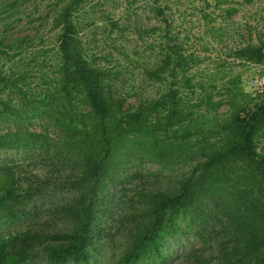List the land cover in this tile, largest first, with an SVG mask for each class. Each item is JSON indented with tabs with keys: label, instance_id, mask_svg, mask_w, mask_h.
Here are the masks:
<instances>
[{
	"label": "trees",
	"instance_id": "trees-1",
	"mask_svg": "<svg viewBox=\"0 0 264 264\" xmlns=\"http://www.w3.org/2000/svg\"><path fill=\"white\" fill-rule=\"evenodd\" d=\"M92 1L51 2L50 18L59 31L54 88L39 97L31 95L8 83L0 68V118L40 117L49 125L41 132L0 128V149L24 147L39 157H50L60 175L75 170L68 175L72 179L64 182L24 186L14 166H0V226L37 213L27 207L47 189L74 195L54 206L59 217L51 229L33 224L16 235L0 233V264H89L99 236L103 190L131 168L125 180L140 179L139 198L118 224H128L131 233L128 248L115 264L166 262L170 242L187 237L194 228L197 235L205 236L209 225L220 223L228 233L221 264H264V152L259 149L264 139V100L246 101L243 91L232 89L231 112L225 118L213 116L223 105L222 100H214L216 87H207L191 74L200 57L189 53L180 40L170 2L152 0L155 25L148 31L153 44L150 53L144 51L139 69L150 87L162 82L164 90L147 92L131 102L141 87H134L133 96L119 90L109 56L98 57L86 45L82 32ZM14 4L6 2V6ZM146 54L154 55L148 59ZM238 55L264 63V37ZM10 87L17 88L20 106L13 104ZM50 130H56L54 136ZM147 163L161 170L182 163L191 168L178 186L153 189L151 175L143 174ZM59 225L64 229H54Z\"/></svg>",
	"mask_w": 264,
	"mask_h": 264
},
{
	"label": "rangeland",
	"instance_id": "rangeland-1",
	"mask_svg": "<svg viewBox=\"0 0 264 264\" xmlns=\"http://www.w3.org/2000/svg\"><path fill=\"white\" fill-rule=\"evenodd\" d=\"M8 1L15 4L6 6ZM168 1L170 17L179 32L180 40L189 53L200 57L191 74L207 87L215 86L214 100H222L223 105L213 116L220 114L225 118L231 112L232 89L243 91L246 101L264 100V89L257 83L264 80V63L243 59L238 55L249 43H258L260 36L264 37V0ZM51 2L52 0H0L2 74L8 83L18 84L25 92L38 97L49 88H54L59 72V31L50 18ZM151 3L152 0H93L85 12L82 34L86 45L98 57L109 56L108 66L117 72L118 89L130 92V96H133L134 87L145 90L141 91L140 88L135 93L137 96L130 97L131 102L140 99L147 92L162 93L164 90L165 84L162 82L150 87L139 69L144 63V51L147 49L150 53L149 46L153 44V37L148 31V28L155 25ZM153 55L146 54L148 59H152ZM15 90V87L8 89L12 92L13 104L20 106L22 102L17 98L19 95ZM0 121V128L4 132L18 129L41 132L49 126L48 120L40 117L21 121L2 117ZM49 133L54 136L56 130H50ZM259 149L264 152L263 138ZM4 164L15 167L18 179L24 186L29 183L41 185L48 180L64 182L72 179L69 174L75 173L74 169H68L65 175L56 173L50 157H39L36 152L24 147L0 149V166ZM190 168L191 164L182 163L173 170H161L158 165L147 163L143 166V174L151 175L149 183L153 189H167L178 186ZM132 172L133 168L127 174ZM156 173H161L160 177L155 176ZM127 174L126 171H121L117 179L110 180L103 190L99 236L92 245L89 264H115L129 246L128 237L131 232L128 224H118L126 218L132 204H137L139 196L136 187L140 179L125 180ZM72 196L74 195H69L67 191L47 189L45 196L27 207L31 212L37 209V213L24 215L11 224L1 223L0 233L16 235L31 225H37L36 228L39 229H51L50 224L56 226L59 217L54 206L62 201H71ZM225 220L227 219L223 216L222 222ZM221 226L222 223L209 225L205 236L197 235V229L194 228L187 237L170 242L172 245L165 250L167 261L160 264L224 263L227 251L223 248L224 240L227 239L224 234L228 233ZM58 228L63 230L64 226L59 225L54 229ZM37 264L47 263L42 261Z\"/></svg>",
	"mask_w": 264,
	"mask_h": 264
},
{
	"label": "built area",
	"instance_id": "built-area-1",
	"mask_svg": "<svg viewBox=\"0 0 264 264\" xmlns=\"http://www.w3.org/2000/svg\"><path fill=\"white\" fill-rule=\"evenodd\" d=\"M257 83L260 86V88L264 89V80H259Z\"/></svg>",
	"mask_w": 264,
	"mask_h": 264
}]
</instances>
